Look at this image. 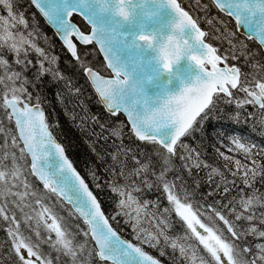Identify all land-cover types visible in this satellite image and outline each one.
I'll return each instance as SVG.
<instances>
[{
	"label": "snow or ice",
	"instance_id": "snow-or-ice-1",
	"mask_svg": "<svg viewBox=\"0 0 264 264\" xmlns=\"http://www.w3.org/2000/svg\"><path fill=\"white\" fill-rule=\"evenodd\" d=\"M29 2L104 111L123 115L129 134L152 147L139 154L143 159L118 147L103 182L89 170L96 188L113 195L116 211L109 217L50 131L37 86L49 76L64 81L72 95L82 89L72 87L56 67L58 57L39 46L37 37L49 43L39 23L18 12L16 0H0L7 13L0 15V264H161L145 244L160 256L171 249L172 264H264V243L246 244L248 236L264 240V190L256 186L258 180L264 185V148L232 137L227 152L243 162L217 148L229 179L185 143L218 118L222 98L235 104L237 121L251 105L256 111L248 115L264 129V61L257 59L264 56V0H190L193 11L205 14L209 31L181 0ZM213 8L222 15L210 16ZM229 20L246 30L256 51L235 39ZM206 38L229 47L218 54ZM93 53L103 57L100 67H93ZM241 56L250 71L228 63ZM111 134L124 135L122 129ZM194 169L209 170V192H199ZM146 192L159 197L146 199ZM208 197L221 199L209 203ZM173 215L183 235L170 231ZM118 217L137 244L118 235L110 222Z\"/></svg>",
	"mask_w": 264,
	"mask_h": 264
},
{
	"label": "trees",
	"instance_id": "trees-1",
	"mask_svg": "<svg viewBox=\"0 0 264 264\" xmlns=\"http://www.w3.org/2000/svg\"><path fill=\"white\" fill-rule=\"evenodd\" d=\"M182 6L195 17H199L201 20L200 26L209 31L210 26L204 23L205 14L198 10L193 11V7L189 6L190 0H181ZM16 9L18 12H22L26 19L30 23L38 22L42 33L47 36L49 43H45L39 37L37 41L39 46L47 48L52 55L58 57V64L56 67L70 82L71 86L82 89L79 96L72 95L69 88L66 87L64 81H54L49 76H45L42 82L37 86L38 91L43 101L42 106L46 111L47 121L50 124V128L55 137L66 149V152L77 167L79 172L83 175L86 181L94 189L97 194L104 212L106 215L111 217L115 214L116 206L113 200V195L107 187L98 189L93 182L89 170L93 169L97 175L102 178L103 182L107 179L108 173L106 169L112 165L111 156L117 151V148L123 146L124 148L132 149L138 154V159H143L141 153L150 152L151 145H144L141 142L135 140L131 136L125 127V117L123 115L119 117L109 116L102 106L97 102V96L93 89L89 87L84 76L80 70L77 69L70 61L71 57L66 50L61 48L60 41L58 38H54L52 29L44 22L42 17L39 16L38 12L30 5L29 0H16ZM210 16L216 17L219 14L214 8L209 13ZM35 17V21L33 20ZM225 19H228L225 17ZM78 25L84 22L79 17L75 18ZM229 27L235 33V39L244 42L248 47L256 51L257 45L253 41H249L237 33L236 26L233 21L229 20ZM218 35V33H213ZM213 46L217 47L220 51L219 54H224L229 45L227 41H221L218 39H209ZM33 59L34 56L32 57ZM93 67H100L103 63L101 56L96 53L92 54ZM257 59L264 61V56L259 55ZM244 57L241 56L239 60H229L228 63L232 65L240 66L243 71L248 72L250 69L243 63ZM31 75L30 73L28 74ZM107 75V73H105ZM37 89L30 88L29 91L35 92ZM239 96L243 97V93H239ZM63 98V102L61 101ZM251 105L246 106V111L237 121L234 119V115L237 112L235 104H228L225 99L222 98L218 103V111L216 113L217 119H213L209 124L204 126V132L197 131L192 136L185 138V143L188 144L192 149L199 150L202 155L201 159L204 163L217 167L231 179V173L224 167L225 161L218 156L217 148L220 151H224L227 155H232L237 159L244 161L242 155L237 153H228L227 148L232 146V137L241 139L242 142H249L257 145L258 148H264V129L260 127L255 121L258 117L248 115V113L255 112ZM123 130V139L114 137L111 133L114 130ZM215 129V131H213ZM216 132H222L220 138L217 137ZM258 150V149H257ZM97 153H99L103 160L98 159ZM131 153H129V166H131ZM264 162V161H262ZM177 169H180L181 162L175 160ZM234 170V169H233ZM195 178L201 183L199 192L207 193L211 190L212 185L205 183L208 175V169H202L200 171L193 170ZM185 175L186 180L190 181L192 177H187L186 172H182ZM171 178V174H170ZM219 180V177H216ZM258 188L264 190V185H261L259 180L257 181ZM238 187H243L238 185ZM159 197L157 192H146L145 198L149 200H155ZM208 202L211 203L214 199H221L220 197H208ZM163 205L167 206V201L162 200ZM197 203H204L200 197H197ZM117 221H111L114 228L119 231L122 235L127 238H132V230L127 224L123 222L122 217H118ZM173 227L172 231L175 234H184V230L181 223L178 222L175 215L172 216ZM3 232H0V236ZM253 238L249 237L246 239V244H253ZM136 244L137 241H134ZM145 251L149 252L154 257L158 258L165 264H172V252L171 249H166V255L160 256L159 252L154 248H149L143 245ZM55 255V253H53ZM179 264V261L177 262Z\"/></svg>",
	"mask_w": 264,
	"mask_h": 264
},
{
	"label": "water",
	"instance_id": "water-1",
	"mask_svg": "<svg viewBox=\"0 0 264 264\" xmlns=\"http://www.w3.org/2000/svg\"><path fill=\"white\" fill-rule=\"evenodd\" d=\"M35 8V7H34ZM81 18V17H80ZM53 30V29H52ZM237 30H238V33L240 34V35H242V36H244V37H246L247 39H248V36H247V33H246V30H244V29H242V28H237ZM54 31V30H53ZM103 58V57H102ZM221 67H223V65H221ZM182 68H183V66H182ZM209 70H210V66H209ZM41 108H42V110L44 111V109H43V107L41 106ZM45 112V111H44ZM45 115H46V113H45ZM51 131V130H50ZM54 135V134H53ZM54 138H55V140L58 142V143H60L57 139H56V137L54 136ZM65 154L67 155V153L65 152ZM68 156V155H67ZM69 158V157H68ZM71 161V160H70ZM73 166L75 167V165L73 164ZM76 168V167H75ZM76 170H77V168H76ZM78 171V170H77ZM79 172V171H78ZM80 173V172H79ZM80 175H81V173H80ZM81 177L83 178V176L81 175ZM85 182L87 183V181L85 180ZM89 187H90V185H89ZM90 190L91 191H93V189L90 187ZM93 193L95 194V192L93 191ZM96 195V194H95ZM99 200V199H98ZM103 210V209H102ZM115 229V228H114ZM116 230V229H115ZM117 231V230H116ZM117 233H118V235L122 238V239H124V240H126V241H128V242H131L129 239H127L125 236H123V235H121L118 231H117ZM132 243V242H131ZM149 254V253H148ZM161 262V261H160ZM161 264H163L162 262H161Z\"/></svg>",
	"mask_w": 264,
	"mask_h": 264
},
{
	"label": "rangeland",
	"instance_id": "rangeland-1",
	"mask_svg": "<svg viewBox=\"0 0 264 264\" xmlns=\"http://www.w3.org/2000/svg\"><path fill=\"white\" fill-rule=\"evenodd\" d=\"M0 15H7V13L3 10V8L2 7H0ZM145 227H148V225H147V223L144 225ZM132 230V229H131ZM170 231H172V228L170 229ZM201 232H202V234H203V230H200ZM132 236H133V238H135L134 237V235H133V232H132ZM249 237H252V236H248L246 239H248ZM253 238V237H252ZM254 239V238H253ZM254 244L255 243H258V242H260V243H264V240H256V239H254ZM146 246H148L147 244H145ZM201 248H202V246H201Z\"/></svg>",
	"mask_w": 264,
	"mask_h": 264
}]
</instances>
